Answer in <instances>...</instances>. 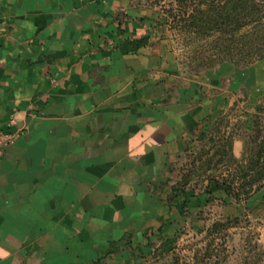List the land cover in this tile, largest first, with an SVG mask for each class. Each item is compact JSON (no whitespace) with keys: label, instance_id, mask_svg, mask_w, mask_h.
Wrapping results in <instances>:
<instances>
[{"label":"crops","instance_id":"obj_1","mask_svg":"<svg viewBox=\"0 0 264 264\" xmlns=\"http://www.w3.org/2000/svg\"><path fill=\"white\" fill-rule=\"evenodd\" d=\"M263 86L257 67L185 74L127 0H0V264H170L186 214L239 211L217 182L179 188L182 157L218 127L240 159L228 114Z\"/></svg>","mask_w":264,"mask_h":264},{"label":"rangeland","instance_id":"obj_2","mask_svg":"<svg viewBox=\"0 0 264 264\" xmlns=\"http://www.w3.org/2000/svg\"><path fill=\"white\" fill-rule=\"evenodd\" d=\"M127 1L154 13L159 33L185 74L204 76L224 64L251 71L257 67L264 73V0H187L185 7L183 0ZM239 100L248 102L228 115L238 117L236 135L244 136L247 142L253 116L259 114L264 120V86L256 93L242 91ZM192 149L179 163V188L203 192L210 177L231 180L236 175L234 166H213L218 157H212L214 149L208 144V136ZM250 197L239 203L232 201L239 204L235 206L239 211L231 216L223 215L222 204L203 206L197 218L186 214L170 264L174 260L192 264L195 255L204 260L200 264H264V195L256 203L248 202ZM226 218H235V222L227 231L213 234L214 241L208 238L212 224ZM209 244V251H205Z\"/></svg>","mask_w":264,"mask_h":264},{"label":"trees","instance_id":"obj_3","mask_svg":"<svg viewBox=\"0 0 264 264\" xmlns=\"http://www.w3.org/2000/svg\"><path fill=\"white\" fill-rule=\"evenodd\" d=\"M186 3L187 0L181 2L184 7L186 6ZM260 119L259 114L253 116V121L251 122L252 125L250 124L251 129L249 130L251 135L248 136L249 141L246 142L245 137L241 136L244 141V149L243 155L240 159L234 158L231 154L232 136L222 139L220 138L217 141L215 138L220 132L218 127L213 129L211 136H208V144H212V150L214 149L212 157L214 159L218 157L213 166H234L236 168V175H233V179L231 180H228V178L219 179L218 177L213 176L210 177L208 181L209 183L214 181L225 186L232 201L237 203L250 197L255 190L264 186V120L262 121ZM249 144L251 147H248ZM222 159H224V162L221 161ZM183 181H185V183L187 182L186 179ZM174 197L172 196L171 198ZM241 197L243 198L241 199ZM233 222H235V218L233 220L226 218L225 222L212 224L211 228L207 231V237L212 238L213 234L227 231L230 224ZM212 239L214 241V238ZM209 248L210 244L207 245L205 251H209ZM206 254L207 258H209V253L206 252ZM193 260L192 264H200L204 261L199 260L197 255L193 257ZM173 264H179V262L174 260Z\"/></svg>","mask_w":264,"mask_h":264},{"label":"built area","instance_id":"obj_4","mask_svg":"<svg viewBox=\"0 0 264 264\" xmlns=\"http://www.w3.org/2000/svg\"><path fill=\"white\" fill-rule=\"evenodd\" d=\"M15 125V120L10 119L6 124V128L0 127V158L2 157L5 149L13 142L14 135L11 133L10 128Z\"/></svg>","mask_w":264,"mask_h":264}]
</instances>
